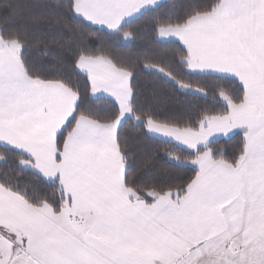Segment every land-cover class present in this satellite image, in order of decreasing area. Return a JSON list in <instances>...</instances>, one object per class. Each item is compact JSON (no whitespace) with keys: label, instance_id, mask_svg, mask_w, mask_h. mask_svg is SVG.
Here are the masks:
<instances>
[{"label":"snow or ice","instance_id":"obj_1","mask_svg":"<svg viewBox=\"0 0 264 264\" xmlns=\"http://www.w3.org/2000/svg\"><path fill=\"white\" fill-rule=\"evenodd\" d=\"M0 264H264V0H0Z\"/></svg>","mask_w":264,"mask_h":264}]
</instances>
